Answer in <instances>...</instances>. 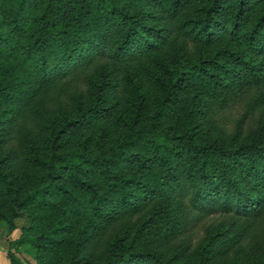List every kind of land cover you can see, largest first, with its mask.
I'll use <instances>...</instances> for the list:
<instances>
[{
	"label": "trees",
	"instance_id": "16d2710c",
	"mask_svg": "<svg viewBox=\"0 0 264 264\" xmlns=\"http://www.w3.org/2000/svg\"><path fill=\"white\" fill-rule=\"evenodd\" d=\"M21 214L28 264H264V0H0Z\"/></svg>",
	"mask_w": 264,
	"mask_h": 264
},
{
	"label": "rangeland",
	"instance_id": "374dc122",
	"mask_svg": "<svg viewBox=\"0 0 264 264\" xmlns=\"http://www.w3.org/2000/svg\"><path fill=\"white\" fill-rule=\"evenodd\" d=\"M217 216H209L197 222L193 228L195 238L198 237L203 226L216 219ZM26 216L21 214L15 219V227L9 229L8 224L0 222V264H10V253H14L21 264H28L35 261V249L30 244L18 245L15 240L18 238L21 228L26 226Z\"/></svg>",
	"mask_w": 264,
	"mask_h": 264
}]
</instances>
